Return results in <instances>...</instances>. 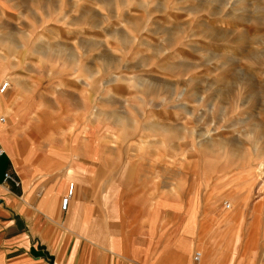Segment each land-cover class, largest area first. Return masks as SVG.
<instances>
[{
    "label": "rangeland",
    "instance_id": "374dc122",
    "mask_svg": "<svg viewBox=\"0 0 264 264\" xmlns=\"http://www.w3.org/2000/svg\"><path fill=\"white\" fill-rule=\"evenodd\" d=\"M0 61L38 177L73 191L77 159L143 197L149 233L171 207L164 264H263L264 0H0Z\"/></svg>",
    "mask_w": 264,
    "mask_h": 264
},
{
    "label": "crops",
    "instance_id": "0c3cea01",
    "mask_svg": "<svg viewBox=\"0 0 264 264\" xmlns=\"http://www.w3.org/2000/svg\"><path fill=\"white\" fill-rule=\"evenodd\" d=\"M4 66L10 75L1 61L0 72ZM7 89L2 93L10 95L11 89ZM28 105L36 107L30 101ZM1 117L4 120L0 121V264H150L154 257L157 262L162 260L158 264H164L163 259L169 253H176L171 246L178 237L174 233L178 217L171 207L160 208L154 229L149 233L151 206L146 218H138L136 213L137 207L140 212L144 208L143 197L136 206V196L129 192L128 185L111 182L100 191L101 184L90 182V169L82 167L77 159L81 179L68 197L66 208H62L68 182L58 185L63 182L58 179L61 173L38 177L40 161H35L30 153L31 143L25 131L19 130L18 124L16 135L10 137L17 127L10 119L5 125L7 118L0 109ZM11 151L21 161L13 158ZM6 171L13 173L20 184L5 181ZM88 191L94 193L92 200L83 195ZM124 210L122 218L117 217ZM166 211L171 213V225L164 227L158 216L161 213L164 216Z\"/></svg>",
    "mask_w": 264,
    "mask_h": 264
},
{
    "label": "built area",
    "instance_id": "2783aa9c",
    "mask_svg": "<svg viewBox=\"0 0 264 264\" xmlns=\"http://www.w3.org/2000/svg\"><path fill=\"white\" fill-rule=\"evenodd\" d=\"M8 84H9L8 81H3L1 83V85H0V92H3L5 89H7L8 88ZM3 120H4L3 117H1L0 121H3ZM0 153H2L1 149H0ZM4 180L5 181H10V182H12L15 185H19L20 184L19 179L13 173H11L9 171H6L4 173ZM71 193H72V189H71V191L69 190L68 196H66V197H64L62 199V208H64V209L66 208L67 202H68V197L71 195ZM229 207H230V204L226 203L225 208H229ZM200 258H201V252L200 251H195L194 255H193V260L194 261H199Z\"/></svg>",
    "mask_w": 264,
    "mask_h": 264
},
{
    "label": "bare ground",
    "instance_id": "6f19581e",
    "mask_svg": "<svg viewBox=\"0 0 264 264\" xmlns=\"http://www.w3.org/2000/svg\"><path fill=\"white\" fill-rule=\"evenodd\" d=\"M215 33H217V32H215ZM223 34H225V33H223ZM218 35H220V34H218ZM218 35L216 34V36H214V34H213V37H214V39H213V37H212L213 41H216V40L219 39V38H217V37H219ZM221 35H222V34H221ZM224 38H226V36H224ZM220 40H221V41H224V40L221 39V37H220ZM225 40H226V39H225ZM215 43H216V42H215ZM9 85H10V84H9ZM216 94H217V93H216ZM215 104H216V103H215ZM216 109H217V108L214 106V107H213V112H214V115H215L214 117L217 118V114H216V113H217V110H216ZM221 109H222V108H221ZM223 111H224V110H223ZM222 113H223V112H222ZM221 116H222V115H221ZM216 118H215V120H216ZM223 119H224V118H223ZM217 130H218V127H215V129H213V131H214L213 135L217 133ZM211 131H212V130H211ZM211 135H212V134H211ZM212 137H213V136H212ZM242 148H243V147H242ZM247 150H248V149H247ZM261 164H262V167L264 168V161H263ZM220 167H221V166H220ZM220 167H219V168H220ZM227 169H229V168H227ZM227 169H226V170H227ZM227 171H228V170H227ZM229 171H230V169H229ZM263 172H264V169H263ZM230 173H231V172H230ZM201 257H202V254H201Z\"/></svg>",
    "mask_w": 264,
    "mask_h": 264
},
{
    "label": "water",
    "instance_id": "95a60500",
    "mask_svg": "<svg viewBox=\"0 0 264 264\" xmlns=\"http://www.w3.org/2000/svg\"><path fill=\"white\" fill-rule=\"evenodd\" d=\"M50 259H52V257H50Z\"/></svg>",
    "mask_w": 264,
    "mask_h": 264
}]
</instances>
